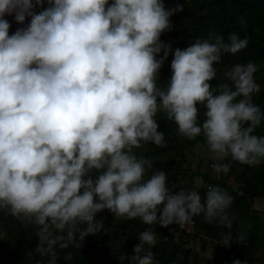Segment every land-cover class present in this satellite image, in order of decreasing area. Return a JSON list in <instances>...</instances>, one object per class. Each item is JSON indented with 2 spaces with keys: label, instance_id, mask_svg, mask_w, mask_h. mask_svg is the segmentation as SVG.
Segmentation results:
<instances>
[{
  "label": "clouds",
  "instance_id": "obj_1",
  "mask_svg": "<svg viewBox=\"0 0 264 264\" xmlns=\"http://www.w3.org/2000/svg\"><path fill=\"white\" fill-rule=\"evenodd\" d=\"M46 2L0 0V212L36 227L34 250L48 264H56L55 246L73 243L80 225H87L81 239L100 233L104 223L95 216L103 210L149 226H183L203 215L230 227L232 197L224 189L210 185L203 202L196 190L170 189L166 173L149 175L150 160L136 150L165 146L156 118L163 113L181 137L204 138L217 173L229 170L222 163L229 157L249 166L264 162V135L257 133L264 112L253 100L259 66L236 63L211 84L222 56L245 50L248 37L225 39L210 30L173 51L160 37L183 5ZM6 16L30 22L10 35ZM170 53V78L160 84ZM137 239L133 254L119 260L154 264L145 245L157 243L155 232Z\"/></svg>",
  "mask_w": 264,
  "mask_h": 264
},
{
  "label": "trees",
  "instance_id": "obj_2",
  "mask_svg": "<svg viewBox=\"0 0 264 264\" xmlns=\"http://www.w3.org/2000/svg\"><path fill=\"white\" fill-rule=\"evenodd\" d=\"M34 2V0H33ZM166 9H174L183 5V11L170 17L171 30L162 33L160 39L170 44L173 51L189 46L198 37H206L210 30L224 35L237 34L240 38L249 39L248 47L236 55L225 54L218 70L217 79L211 81L213 87L218 83L225 68L237 62L253 61L259 66L254 74L255 81L260 86V92L254 97V103L264 112V0H163ZM45 0L44 7H47ZM42 9L38 6L34 11ZM29 19L26 20L29 23ZM27 25H11L9 34L17 28ZM160 55H163L161 53ZM170 53L160 70V84L170 78ZM159 130L164 133L165 146L158 147L152 143L137 149V155L150 160L152 168L150 175L156 170L166 173V183L173 190H196L200 193L202 202L208 187L219 186L231 197L232 204L226 210L231 226L221 224L218 220L211 223L203 215L192 217L187 222L191 231L193 227L200 228L204 240L201 250L205 251L211 240L222 242V255L219 264H258L260 250H264V212L253 207L256 197L264 196V162L257 166L240 164L227 158L222 163L228 166L227 172L212 173L209 170L194 171L188 165L189 147H195L203 142L202 136L193 139L181 137L177 126L166 119L163 113L157 115ZM200 119L203 120V108L200 109ZM257 133L264 135V123L257 129ZM201 176L203 183L196 182V176ZM233 176V181L229 177ZM95 220H103L104 227L100 233L87 235L83 239L80 232L87 225H80L75 233L73 243L66 248L55 246L57 254L56 264H130L129 259L119 260L121 254L130 257L133 248L139 243V233L151 229L155 234H161L162 239L150 247L145 245V252L150 250L154 256V264H199L200 251L185 244L177 237L180 224L161 227L159 224L145 225L139 219H116L108 210L96 214ZM194 221V223H192ZM36 227L22 224L16 218L0 212V264H48V257H41L35 252L38 244ZM225 241L228 245H225ZM67 235L64 234V241ZM144 253H141L143 255ZM71 259H68V257Z\"/></svg>",
  "mask_w": 264,
  "mask_h": 264
},
{
  "label": "rangeland",
  "instance_id": "obj_3",
  "mask_svg": "<svg viewBox=\"0 0 264 264\" xmlns=\"http://www.w3.org/2000/svg\"><path fill=\"white\" fill-rule=\"evenodd\" d=\"M30 22V19H29ZM244 63V62H237ZM264 74V69L261 70L260 75ZM189 161L188 165L194 171L197 170H209L212 173L216 174L214 170V164L217 161L214 159L212 154L207 150L206 144L203 142L198 143L195 147L188 148ZM218 174V173H217ZM196 182L201 185L203 179L201 176H196ZM230 182L233 181V176L229 177ZM253 207L259 209L262 213L264 212V196L256 197L253 203ZM264 235V230H263ZM180 239H183L186 245L192 246L194 250L200 251L199 264H219L222 255V242L218 240H211L208 244V247L205 251L201 250V244L204 240V236L201 233L200 228L193 227L191 231L181 233L179 236ZM163 236L161 234H156V239L160 240ZM258 264H264V250H260L257 258Z\"/></svg>",
  "mask_w": 264,
  "mask_h": 264
},
{
  "label": "water",
  "instance_id": "obj_4",
  "mask_svg": "<svg viewBox=\"0 0 264 264\" xmlns=\"http://www.w3.org/2000/svg\"><path fill=\"white\" fill-rule=\"evenodd\" d=\"M5 19H7L9 21L10 25H21V24L16 23V21H15V19H14L13 16H6ZM24 24L27 25L28 24V21L25 20V23Z\"/></svg>",
  "mask_w": 264,
  "mask_h": 264
},
{
  "label": "built area",
  "instance_id": "obj_5",
  "mask_svg": "<svg viewBox=\"0 0 264 264\" xmlns=\"http://www.w3.org/2000/svg\"><path fill=\"white\" fill-rule=\"evenodd\" d=\"M192 223H194V221H192ZM180 227H181L180 232H178L177 237H179L181 235L183 230H185V229L189 230L190 229V227L188 226V223H185L183 226L180 225Z\"/></svg>",
  "mask_w": 264,
  "mask_h": 264
}]
</instances>
